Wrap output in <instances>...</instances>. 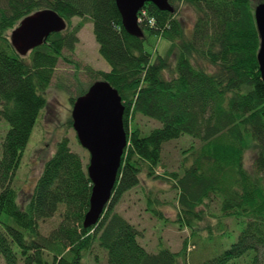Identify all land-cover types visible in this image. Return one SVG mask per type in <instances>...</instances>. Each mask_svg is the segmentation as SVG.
Listing matches in <instances>:
<instances>
[{
  "label": "trees",
  "instance_id": "obj_1",
  "mask_svg": "<svg viewBox=\"0 0 264 264\" xmlns=\"http://www.w3.org/2000/svg\"><path fill=\"white\" fill-rule=\"evenodd\" d=\"M169 3L172 11L144 5L143 36L136 37L124 30L115 0H0V114L9 125L0 145V257L5 264H98L96 249L103 251L105 264H189L187 245L223 247L235 224L242 227L237 240L198 264H264V83L257 65L255 6L251 0ZM183 8L195 14L190 31L180 18ZM43 9L57 13L66 27L22 55L8 31ZM73 18L79 19L76 25ZM87 23L109 66V71L87 66L90 84L102 80L117 90L127 145L110 201L96 225L86 229L88 163L72 151L68 138L57 142L24 197V208L13 180L47 104L57 64L71 62L66 53L74 51ZM145 33L170 43L164 56L153 58L144 50ZM88 88L70 95L71 105ZM137 116L159 126L143 135ZM67 125L72 126L71 118ZM184 135L200 143L192 163L155 175L157 168H166L163 146ZM248 153L253 154L250 165ZM141 174L167 179L176 191L174 223L190 233L179 251L148 252L137 228L116 210L122 196L140 185ZM61 208L58 224L41 234L40 223Z\"/></svg>",
  "mask_w": 264,
  "mask_h": 264
},
{
  "label": "rangeland",
  "instance_id": "obj_2",
  "mask_svg": "<svg viewBox=\"0 0 264 264\" xmlns=\"http://www.w3.org/2000/svg\"><path fill=\"white\" fill-rule=\"evenodd\" d=\"M252 5L256 6L263 3L264 0H251ZM185 29L190 31L195 20V14L189 8H183L180 11ZM78 18L72 19V24L78 23ZM93 26L87 23L79 31L78 43L72 53H66V56L71 62L59 61L55 71L54 78L46 92L47 104L37 120L35 127L31 133V137L21 159V164L17 170V176L14 185L20 187L19 202L24 200L32 189L35 179L38 177L42 166L47 158L51 157L55 150L57 142L62 138H68L69 145L72 151L82 157L83 163L87 164L89 160L88 152L80 147L77 137L72 126H68L67 122L70 119L72 105L69 96H77L80 89L88 88L91 82L86 67L89 66L93 70L109 71V66L98 54V45L95 42L93 35ZM13 30L8 31L11 35ZM144 50L149 52L154 58L156 55L164 56L168 51L170 43L160 37L145 33ZM1 46V43H0ZM28 55V54H27ZM25 55V56H27ZM137 123L148 134L149 129L154 126H159L158 123L137 116ZM157 124V125H156ZM9 125L0 114V145L6 136ZM200 143L192 139L188 135H184L177 140L166 142L163 146L162 157L166 168L159 167L156 169V174L164 176V171H179L181 164L188 167L193 161L194 149L199 148ZM253 154L248 153L245 157V162L250 165ZM182 170V169H181ZM18 179V180H17ZM140 185L127 192L122 196L116 206V210L123 215L131 224L139 231L138 241L150 253H157L163 248H169L172 251H179L183 240L189 239V230L179 229L174 223L176 218L177 204L176 191L173 185L167 179L148 178L141 174ZM18 181V182H17ZM19 183V184H17ZM28 198L24 200L23 208L26 205ZM51 219H47L40 223V231L43 235H48L60 220V213L63 208ZM154 210L160 212L161 216H156ZM229 227H232L230 220H227ZM235 224V223H234ZM242 227L240 224H235L231 228L229 238L224 239L223 247H215L212 243L197 244L195 250L191 244L188 246L190 257L189 264H198L201 259H206L208 256L216 255L224 249L230 247L234 243ZM217 237V236H216ZM190 240V239H189ZM203 241L205 239H202ZM207 241H210L206 239ZM99 255L100 262L105 264V257L102 250H95ZM208 259V258H207ZM0 264H5L0 257Z\"/></svg>",
  "mask_w": 264,
  "mask_h": 264
},
{
  "label": "water",
  "instance_id": "obj_3",
  "mask_svg": "<svg viewBox=\"0 0 264 264\" xmlns=\"http://www.w3.org/2000/svg\"><path fill=\"white\" fill-rule=\"evenodd\" d=\"M124 30L142 37L138 24L139 11L152 3L161 11H172L169 0H115ZM254 19L260 44L257 61L264 83V2L254 7ZM66 21L50 9L39 10L25 17L10 36L12 46L22 55L40 46L50 33L61 32ZM124 107L121 98L109 83L96 81L72 104V128L78 143L89 154L87 175L91 182L89 208L83 227L90 228L100 220L110 201L127 135L123 124Z\"/></svg>",
  "mask_w": 264,
  "mask_h": 264
},
{
  "label": "built area",
  "instance_id": "obj_4",
  "mask_svg": "<svg viewBox=\"0 0 264 264\" xmlns=\"http://www.w3.org/2000/svg\"><path fill=\"white\" fill-rule=\"evenodd\" d=\"M145 17H146V16H145V11L143 10V11L141 12V15L139 16V21H140V23L144 21V18H145Z\"/></svg>",
  "mask_w": 264,
  "mask_h": 264
}]
</instances>
